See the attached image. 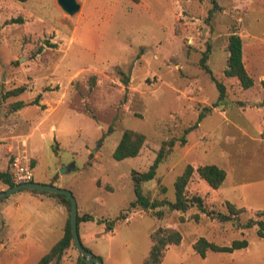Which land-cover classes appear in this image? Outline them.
Here are the masks:
<instances>
[{
	"label": "rangeland",
	"instance_id": "obj_1",
	"mask_svg": "<svg viewBox=\"0 0 264 264\" xmlns=\"http://www.w3.org/2000/svg\"><path fill=\"white\" fill-rule=\"evenodd\" d=\"M77 1L80 9L70 15L58 0H0V169L12 170L15 158L25 157L34 161L36 181L57 176V185L76 197L79 214L94 216L79 222V234L104 264H144L150 234L160 226L182 233L160 264H264L258 225L221 222L197 206L182 212L165 205L157 208L162 217L129 210L132 170H147L162 143L179 138L219 97L199 64L208 44V64L225 83L226 97L187 133L185 144L177 140L143 188L152 198L174 200V182L187 164L215 163L227 171L223 184L213 188L195 171L189 195H201L216 210H226V199L246 207L241 222L264 209V0H217L210 20L212 0ZM232 32L242 36L244 62L256 82L251 88L224 74ZM121 70L130 75L127 85ZM20 85L24 92L3 98ZM19 99L26 104L14 110L11 103ZM126 128L146 140L137 156L117 160L112 154ZM3 185L0 180V191ZM121 211L127 218L110 231L98 222ZM67 216L49 194L22 190L0 200V264H36L63 236ZM201 236L249 244L232 252L207 249L203 256L194 246ZM79 256L73 242L60 264H80Z\"/></svg>",
	"mask_w": 264,
	"mask_h": 264
},
{
	"label": "trees",
	"instance_id": "obj_2",
	"mask_svg": "<svg viewBox=\"0 0 264 264\" xmlns=\"http://www.w3.org/2000/svg\"><path fill=\"white\" fill-rule=\"evenodd\" d=\"M26 1V0H21ZM139 1V0H134ZM213 6L209 9V13L207 19L210 20L216 11L219 8V4L217 0H212ZM15 21H22V18H16ZM211 50V45L208 44L207 49L203 51V54L200 58V66L209 73L211 79L216 83L217 88L219 89V97L212 104L202 107V110L199 114L198 121L187 127L184 133L179 138H172L169 140H165L160 147L157 156L153 163L147 170L139 171L136 169L132 170L131 176L134 183L135 190V199L131 202L129 210L133 208H142L144 210H156V215L162 217L163 211L161 209H157L162 206H168L170 210H178L182 212H186L189 208L193 206H197L199 210L206 213L211 218H216L221 222L232 221L234 224L241 228H249L255 225H258V234L264 237V209H258L255 213V216L248 218L245 222L240 221V215L243 212L247 211V208L242 206H238L235 202L226 199L225 205L226 210H216L214 208H207L205 205L204 198L201 195L193 194L189 195L187 192L188 184L193 176V173L198 172L199 176L206 180L210 186L213 188H219L227 177V171L220 167L215 163H206L201 164L198 167H194L192 164H187L184 168L183 172L176 177L174 182L175 187V199L170 200L167 197H163L161 199L152 198L150 194H148L144 188L143 183L149 180L154 179L157 176V170L163 161L168 157L170 152L173 150L177 140L181 144H185L187 142V133L193 128L199 125V122L202 118L208 114L212 113L214 108L220 105L225 97H226V85L225 83L218 79L213 73L212 68L208 64L209 54ZM228 59L227 65L224 68V74L227 77H236L240 84L244 88H251L255 85V80L252 75L248 72L244 58H243V39L240 34L237 32H232L229 35L228 40ZM124 74L123 82L127 85L130 81V75L126 74L121 70ZM90 88H93L96 84V75H91L89 79ZM261 84L264 86V79L261 81ZM25 85H20L14 87L12 89L7 90L3 94V98H7L9 96H17L26 90ZM40 99V94L36 96L34 102L38 103ZM25 101L19 99L11 103V106L14 110L20 109L25 106ZM109 130H112V127H109ZM262 137H264V130L261 133ZM146 140V136L143 132H140L133 128H126L123 131V134L116 145L113 151V157L117 160H123L125 158L134 157L139 154L141 148L144 145ZM34 167V161H33ZM0 180L9 186L17 185L19 182H16L13 178L12 170H1L0 169ZM35 179L33 178L32 181ZM57 176L52 179L51 184H57ZM160 181V179H159ZM161 191L165 193L167 191V187L165 185L160 186ZM30 191L34 194H49L52 196L58 197L59 201L62 203L66 211L68 212V216L66 219V224L64 227L63 236L52 246V248L45 253L36 264H50L53 260L56 261L55 264H60V259L62 254L71 246L74 242L73 233L71 229V207L72 203L68 195L64 193H54L39 189H30L25 188L21 189ZM9 197V196H8ZM6 197V198H8ZM3 200V199H0ZM127 211H121L118 217L115 220H106L104 218L98 219V222H105V230L110 231L114 228L117 220L126 219ZM199 213L194 214V218L199 220ZM95 219L94 216L90 213H84L78 215V224L83 220ZM152 245L149 250L148 255L144 259V264H160L166 248L171 244H179L182 240V233L180 230L176 228L170 227H158L152 231L150 234ZM82 240V239H81ZM75 243V242H74ZM248 240L246 238L237 239L232 242L231 245H221L216 242L208 240L206 237L201 236L194 244L197 251H199L203 256L206 253L207 249H213L216 251H227L232 252L236 249L243 248L248 246ZM89 249L88 247H86ZM90 250V249H89ZM80 264H88L81 256H79Z\"/></svg>",
	"mask_w": 264,
	"mask_h": 264
},
{
	"label": "water",
	"instance_id": "obj_3",
	"mask_svg": "<svg viewBox=\"0 0 264 264\" xmlns=\"http://www.w3.org/2000/svg\"><path fill=\"white\" fill-rule=\"evenodd\" d=\"M60 6L70 15L75 14L79 9L81 4L77 0H58ZM65 170L62 169L61 173ZM25 188L30 189H39L54 193H64L69 196L72 207H71V229L73 233L74 242L76 248L80 254V256L88 263V264H104L103 260L96 254H94L91 250L87 249L84 243L81 240L78 228V202L73 192L67 188L61 187L57 184L51 183H42L39 181H26L18 183L14 186H9L6 189L0 191V199L10 196L11 194Z\"/></svg>",
	"mask_w": 264,
	"mask_h": 264
},
{
	"label": "built area",
	"instance_id": "obj_4",
	"mask_svg": "<svg viewBox=\"0 0 264 264\" xmlns=\"http://www.w3.org/2000/svg\"><path fill=\"white\" fill-rule=\"evenodd\" d=\"M12 173L16 182L32 181L34 178V167L29 159L16 157L13 162Z\"/></svg>",
	"mask_w": 264,
	"mask_h": 264
},
{
	"label": "crops",
	"instance_id": "obj_5",
	"mask_svg": "<svg viewBox=\"0 0 264 264\" xmlns=\"http://www.w3.org/2000/svg\"><path fill=\"white\" fill-rule=\"evenodd\" d=\"M57 183H58V180H57ZM3 184H4V185L2 186V188L5 189V188L7 187V184H5L4 182H3ZM2 188H1V189H2ZM23 191H24V190H23ZM25 191H26V190H25ZM28 192L31 193V194H34V193L30 192V191H28ZM59 202H60V201H59ZM60 203H61V202H60ZM61 205H62V203H61ZM62 206H63V205H62ZM63 207H64V206H63ZM64 209H65V208H64Z\"/></svg>",
	"mask_w": 264,
	"mask_h": 264
}]
</instances>
